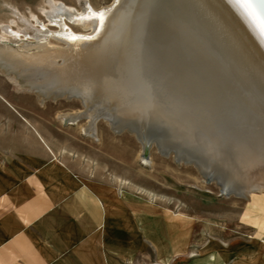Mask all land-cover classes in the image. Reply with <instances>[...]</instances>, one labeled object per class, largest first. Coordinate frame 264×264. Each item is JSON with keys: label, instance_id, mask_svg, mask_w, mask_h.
<instances>
[{"label": "bare ground", "instance_id": "6f19581e", "mask_svg": "<svg viewBox=\"0 0 264 264\" xmlns=\"http://www.w3.org/2000/svg\"><path fill=\"white\" fill-rule=\"evenodd\" d=\"M232 1L244 28L213 0H112L81 13L55 5L47 17L61 44L40 24L35 44L4 45L0 61L18 71L7 73L12 82L21 85L20 77L42 99L78 100L82 108L60 115L84 119L89 136L97 138L103 119L113 132L134 133L143 155L144 139H154L222 194L247 197L264 188V0ZM66 20L88 32H72ZM211 36L225 53L229 70L215 64L223 77L212 74L213 50L199 62Z\"/></svg>", "mask_w": 264, "mask_h": 264}, {"label": "crops", "instance_id": "0c3cea01", "mask_svg": "<svg viewBox=\"0 0 264 264\" xmlns=\"http://www.w3.org/2000/svg\"><path fill=\"white\" fill-rule=\"evenodd\" d=\"M41 112L0 94V264H137L138 252L153 244L162 264L176 255L184 264H264V237H212L202 254L186 253L201 243L178 236L182 224L175 227L180 249L166 257L168 232L161 222L154 236L150 200L86 172L81 158L62 156L67 130Z\"/></svg>", "mask_w": 264, "mask_h": 264}, {"label": "rangeland", "instance_id": "374dc122", "mask_svg": "<svg viewBox=\"0 0 264 264\" xmlns=\"http://www.w3.org/2000/svg\"><path fill=\"white\" fill-rule=\"evenodd\" d=\"M213 1L218 10L222 12L223 9L225 10L224 13L233 23L238 22L237 24L243 28L246 26V20L232 0ZM111 3L112 0H0V47L11 46L21 49L25 43L35 44L33 35L39 32L40 24H44L51 33L48 39L52 43L61 44L52 36L58 27L48 21L47 14L50 9L59 5L64 11L81 13L87 4L99 9ZM66 23L72 32H88V28L80 27L68 20ZM211 39L215 38L211 36L209 43L207 42L206 46L201 45V49H198V57L200 58L201 53L205 57L206 50H213L212 58L210 56L212 60L209 58L211 63L214 62L211 64L212 74L223 77V74L217 71L218 67L215 64L219 63L220 67L224 64L223 67L228 69L226 58L223 57L225 53L217 48V42ZM252 41L257 43L254 36ZM204 60L200 58L199 62ZM231 71L236 79L238 77L237 80H240L238 72L230 70V73ZM17 72L9 70L6 64L0 61V94L25 109H37L44 114H54L55 117L50 120L55 122L51 124L63 126L67 130L63 141H68V145L63 150L62 156L81 158L86 163L84 167L87 169L86 172L98 170L106 178L119 182L122 189L131 186L138 200L145 198L150 200L154 236L159 235L155 234L157 232L155 226L164 223L170 244H164L162 248L165 246L169 254L172 250L180 249L175 228L179 224L185 228L182 230L184 234L178 236L195 238V243H201L199 246L187 245L189 250L186 253L190 251L192 255L202 254L209 246L206 245L207 242H212V237L234 240L244 238L249 241L252 238L264 237V188L254 189L247 197L224 195L214 182H207L194 165L175 161L171 153L161 154L153 143L148 145L143 155L141 144L134 133L126 129L118 133L113 132L103 119H98L96 122L97 138L95 139L82 129L84 119L69 123L58 115L61 111L82 108L78 100L43 98L44 100L41 101L38 93L25 85L20 77L18 78L21 85L8 78L7 73L17 75ZM211 93L210 91L207 97H212ZM175 222L177 224H174ZM157 253L155 244L152 247L150 245L143 247L138 252L137 264H162L156 259ZM169 264H184L183 257L176 255Z\"/></svg>", "mask_w": 264, "mask_h": 264}, {"label": "water", "instance_id": "95a60500", "mask_svg": "<svg viewBox=\"0 0 264 264\" xmlns=\"http://www.w3.org/2000/svg\"><path fill=\"white\" fill-rule=\"evenodd\" d=\"M243 12V11H242ZM243 14H244V12H243ZM138 139V138H137ZM139 140V139H138ZM144 147H145V149L147 150V147H148V145L149 144H151V143H153V142H155L154 141V139H150V138H147V139H144ZM163 154H166V155H168L169 153H163ZM206 180H210L211 178L210 177H204ZM221 193H223L222 191H220ZM224 194H226V193H224Z\"/></svg>", "mask_w": 264, "mask_h": 264}]
</instances>
